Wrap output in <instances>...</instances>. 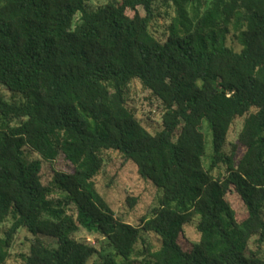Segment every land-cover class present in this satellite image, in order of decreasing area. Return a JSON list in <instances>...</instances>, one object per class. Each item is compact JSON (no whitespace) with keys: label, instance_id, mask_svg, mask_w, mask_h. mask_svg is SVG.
Wrapping results in <instances>:
<instances>
[{"label":"trees","instance_id":"obj_1","mask_svg":"<svg viewBox=\"0 0 264 264\" xmlns=\"http://www.w3.org/2000/svg\"><path fill=\"white\" fill-rule=\"evenodd\" d=\"M89 1L0 0V85L20 97L0 90V264L23 229L33 239L22 264H264V0ZM159 5L174 12L164 40L151 30ZM136 80L161 103L156 135L129 107ZM237 119L240 158L238 145L225 151ZM108 151L161 192L139 226L97 190Z\"/></svg>","mask_w":264,"mask_h":264},{"label":"rangeland","instance_id":"obj_2","mask_svg":"<svg viewBox=\"0 0 264 264\" xmlns=\"http://www.w3.org/2000/svg\"><path fill=\"white\" fill-rule=\"evenodd\" d=\"M107 0H90L88 3L89 9L97 10L104 6ZM141 13L145 15V12L140 8ZM156 20L153 22L151 30L153 34L159 39L164 40L166 37L167 27L171 22V17L174 16V12L162 6L156 8ZM234 42L231 40L230 44ZM237 47V46H236ZM238 49V47H237ZM0 90L8 101L14 99H20L19 96H14L6 87L0 85ZM128 104L129 107L135 112L137 117L142 121L143 125L153 134L156 135L162 130V117L163 109L161 103L156 100L150 91L146 90L140 81H134L129 87L128 91ZM243 119H237L229 133L228 142L225 148L226 153L230 154L234 145H238L239 158L244 153V148L239 146L238 138L243 128ZM207 134L209 143L208 153H211L210 141L211 137L208 129H204ZM103 157L105 159V167L102 173L96 178V187L101 196L108 202L110 207L115 212L116 216L134 226H139L144 217L150 216L152 210L159 202L161 192L150 181H146L138 173L136 165L132 162H126L124 158L117 152L108 151L104 152ZM31 159L36 160L38 157L33 155ZM55 168L59 171L71 172L70 166L64 161L59 160L55 164ZM221 172H225V168L221 169ZM217 174V172H215ZM43 182L48 184L52 181L54 173L52 167L43 164ZM60 195L54 197L59 201ZM231 202L233 207L237 209L239 218L242 219L245 216V209L243 208L239 199L235 196H231ZM135 199L137 201L134 207L130 206V201ZM68 212L71 213V208H68ZM198 220L193 224L186 227V235L189 241L198 242L200 235L197 231ZM11 226V222L8 221L3 226V231ZM32 235L27 230H21L16 237L13 248L11 249V257L8 264H22L19 255L21 253H27L32 243ZM76 239L83 242H90L97 249L105 252L106 254H112L116 256L115 250L111 247L108 240L98 235H91L85 230H81ZM146 239L152 243L155 249L160 248V242L154 234H149ZM48 245L55 246L56 243L52 239L44 238ZM251 249L256 251L257 245L251 244ZM264 257V247L261 250ZM117 260L122 263V258L117 257Z\"/></svg>","mask_w":264,"mask_h":264}]
</instances>
